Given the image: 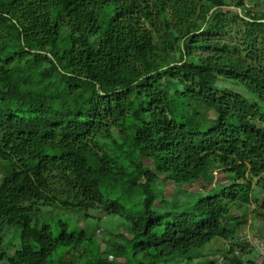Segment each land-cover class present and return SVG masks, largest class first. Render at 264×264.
<instances>
[{
  "label": "trees",
  "instance_id": "1",
  "mask_svg": "<svg viewBox=\"0 0 264 264\" xmlns=\"http://www.w3.org/2000/svg\"><path fill=\"white\" fill-rule=\"evenodd\" d=\"M263 6L0 0V264H214L193 259L217 237L227 264H256L233 210L264 194ZM215 166L193 202L157 188L161 174L191 183ZM47 206L87 225L59 219L55 235ZM90 210L125 221L108 258Z\"/></svg>",
  "mask_w": 264,
  "mask_h": 264
},
{
  "label": "rangeland",
  "instance_id": "2",
  "mask_svg": "<svg viewBox=\"0 0 264 264\" xmlns=\"http://www.w3.org/2000/svg\"><path fill=\"white\" fill-rule=\"evenodd\" d=\"M246 5L251 7L253 4L250 1H247ZM230 8H234V6L231 4ZM259 8L260 7L256 6L255 11H258ZM223 86L230 87L234 91L249 97L253 100V102L256 101L261 103V100L258 97L250 94L244 86L231 79H221V81L217 84V88L221 89ZM200 108L203 109V111H205L210 117L216 115L213 110L206 106L201 105ZM113 134L116 138H118L116 132H113ZM143 163L147 168L154 169L152 159L143 157ZM221 175L224 176V174ZM218 181V172L216 171L215 166L211 170L208 178L191 183H180L168 178L167 175L165 176L161 174L157 180V188L172 200H178L180 202H193L198 194L210 193ZM254 181L255 179H253V183ZM225 182H228V180ZM263 198V193L255 191L250 203L233 210V214L235 216L246 219L245 224L239 230V235L245 242L255 243L256 241L261 240L264 243V219L257 214ZM140 199L141 197H138L135 200L138 201ZM84 214L85 212L72 213L68 210L55 209L47 206L42 207L40 218L43 222L50 224L53 228L54 234L57 235L61 229L60 222L58 221L59 219L68 221L71 223L70 225H73L74 223H72L71 220V218H73L76 224L86 226L87 224L85 222L86 218L83 216ZM88 214L93 217L92 220H89L88 222L89 226L91 228L93 226H98L95 230V238L102 243V257L108 258L110 256L109 250L111 246L107 244V240H112L114 238L113 232L117 231L120 226L124 225L125 221L118 215L103 213L99 210H90L88 211ZM71 228H73V226H71ZM226 246L227 242L225 240L219 237L214 238L209 244L199 251L198 255L193 259V263H202L203 261L211 260L214 264H227L225 260V255H227ZM262 250L264 251V246ZM242 258L244 261H246V259H252L256 264H264V255L256 248H254L247 256H242ZM182 263L183 261L179 260L172 264Z\"/></svg>",
  "mask_w": 264,
  "mask_h": 264
},
{
  "label": "built area",
  "instance_id": "3",
  "mask_svg": "<svg viewBox=\"0 0 264 264\" xmlns=\"http://www.w3.org/2000/svg\"><path fill=\"white\" fill-rule=\"evenodd\" d=\"M255 244H256V246L258 247L259 251L262 252L263 255H264V251L262 250V248H263V246H264V245H263V244H264L263 241H261V240H260V241H256Z\"/></svg>",
  "mask_w": 264,
  "mask_h": 264
}]
</instances>
